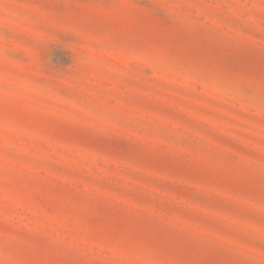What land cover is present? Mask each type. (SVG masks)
<instances>
[{
	"label": "rangeland",
	"instance_id": "obj_1",
	"mask_svg": "<svg viewBox=\"0 0 264 264\" xmlns=\"http://www.w3.org/2000/svg\"><path fill=\"white\" fill-rule=\"evenodd\" d=\"M0 264H264V0H0Z\"/></svg>",
	"mask_w": 264,
	"mask_h": 264
},
{
	"label": "clouds",
	"instance_id": "obj_2",
	"mask_svg": "<svg viewBox=\"0 0 264 264\" xmlns=\"http://www.w3.org/2000/svg\"><path fill=\"white\" fill-rule=\"evenodd\" d=\"M8 54V49L6 47H0V56H7Z\"/></svg>",
	"mask_w": 264,
	"mask_h": 264
}]
</instances>
